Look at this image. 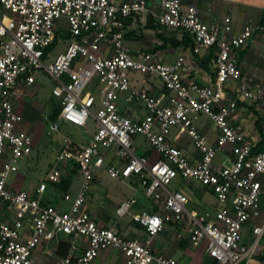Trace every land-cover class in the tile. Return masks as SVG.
Masks as SVG:
<instances>
[{
	"label": "built area",
	"instance_id": "obj_1",
	"mask_svg": "<svg viewBox=\"0 0 264 264\" xmlns=\"http://www.w3.org/2000/svg\"><path fill=\"white\" fill-rule=\"evenodd\" d=\"M141 15L159 29L186 35L194 56L214 51L208 84L190 79L183 56L167 63L157 51L127 46V22ZM257 38V55L264 59V17L234 33L230 17L205 22L197 6L183 0H0V208L6 214L0 264H39L35 253L43 244L55 254L61 243L67 248L58 264H92L108 249L119 251L124 264H180L151 248L167 225H182L190 246H204L209 264H247L264 230L263 220L252 229L254 241L242 244L243 229L264 210V151L253 152L237 113L239 103L264 101V69L255 77L240 67L241 52ZM36 71L51 79L59 101L56 118L46 117L47 136L60 134L65 124L84 130L91 121L96 129L86 143L63 136L45 178L22 189L17 177L8 179L30 158L33 139L22 128L15 92L34 86ZM129 71L143 81L158 80L161 91L132 86ZM119 99L130 113L120 111ZM200 115L214 125L213 141L195 126ZM183 136L191 154L178 144ZM138 137L149 156L137 155ZM218 153L229 165L215 164ZM101 168L123 183L133 180L157 206L134 212L132 187L133 195L115 210L143 227V240L123 236L116 222L99 226L87 209ZM77 171L75 196L62 197L66 207L48 204V190ZM194 186L209 190L216 206L201 213L189 209L185 191Z\"/></svg>",
	"mask_w": 264,
	"mask_h": 264
},
{
	"label": "rangeland",
	"instance_id": "obj_2",
	"mask_svg": "<svg viewBox=\"0 0 264 264\" xmlns=\"http://www.w3.org/2000/svg\"><path fill=\"white\" fill-rule=\"evenodd\" d=\"M243 1L246 3H250L248 6H244ZM223 3L218 2L217 7L218 10L225 14L227 10L234 9L238 12H244L251 10L255 11V9L259 6L260 2L258 0H237V3H229L227 0H223ZM257 2V3H256ZM232 5V6H231ZM154 29V28H153ZM147 31V30H146ZM148 34V35H147ZM140 41L144 40L146 43L147 48H152L153 45L158 46L159 44H162L161 38L157 35V32L153 34V32H146V35L141 34L139 36ZM132 47L133 45L130 44ZM59 51L64 49L63 44H60V46L57 48ZM162 49H167L168 52L171 54V51L174 50L173 56L176 57V54H179L182 52L183 49L176 48L172 43H166L163 45ZM256 55V54H255ZM254 54H250L248 57V60L246 62V65H250V70L252 69L253 75L255 77L261 76V72L264 67V59H261L258 57V55L255 56ZM253 66V67H252ZM248 67L246 66L245 69ZM243 73H245V70H243ZM128 77L130 79L131 85H136L137 82L140 80H143V76L138 72H128ZM34 79L35 84L34 86L28 87L25 90L26 91H20L19 94L16 96L15 101L18 103L16 106L17 108H20L21 115L23 117V124L22 128L24 131L28 132L33 139V152L30 156V158L25 162L19 163V169H18V175L13 173L10 178L8 179L9 182L12 181V179L15 180V177H18V181L22 182V188L28 189V188H35V186L45 178L46 170L48 167V164L53 159L56 151H57V145L58 142L62 140V135L64 132H66V129H62V135L61 134H53L51 136L46 135V117H48L52 110L58 106V99L54 97L51 93V90L53 88V83L51 79L45 75L42 72H35L34 73ZM256 79V78H255ZM258 81V80H254ZM264 102V101H263ZM262 103H259V106H256V104H252L250 107L247 116L248 118H252V120H255V122H258L264 129V108L260 105H264ZM118 104H123V101L121 99L118 100ZM252 111V112H250ZM252 113H254L252 115ZM250 115V116H249ZM256 118V119H255ZM253 123V122H252ZM251 122H247L248 127H252ZM195 126L199 128H205V129H214V125L208 120V118L205 115L198 116L197 119L194 120ZM67 126V125H64ZM96 125L89 121L86 128L84 129V132L82 129L77 130L73 126H68V129L73 131L75 134L76 140L79 142H87L89 141L92 133L95 131ZM256 128V125H255ZM61 133V132H60ZM137 144H140L142 142V139L138 137L136 139ZM146 147V144H144ZM189 149H192V145H189ZM215 164L218 165H229V161L227 160L226 156L223 153H218L214 159ZM22 177V178H21ZM95 182L93 184L91 193L88 195L87 198V209L92 213H97L100 217L101 221L105 224L106 227H110L115 222L117 223V227L119 231L122 233V235L129 237L131 229L129 228L131 223V218L129 214H126L125 216L118 218L115 210L123 201L124 199L129 198L131 195H133L134 191L125 183L121 182L120 180L113 179L106 174L104 171V168L95 170ZM81 180V174L80 172H76L72 177L70 178V187L67 191V193L74 197L79 184ZM48 192L50 193V196L48 197V202L57 205L59 202L62 201V197L64 195V192L61 189L58 190H52L50 189ZM187 195H189V192L185 191ZM137 204L132 207V210L136 209V207L140 205L146 204L149 206L144 196L141 194V191L138 190V193L136 194ZM204 200H206L207 205H215V198L213 195L206 194L204 196ZM57 203V204H56ZM62 207H66V203L61 202ZM199 207L198 204H195ZM210 207V206H209ZM200 209V208H199ZM168 226H165V228ZM167 230V229H166ZM159 233L156 235L153 240L156 242L162 243L163 241V233ZM251 230H246L244 233V239L243 242L250 241L251 238ZM202 246L198 247L201 248ZM115 250V249H114ZM118 251H113L114 256L117 255ZM264 254V232L261 235L260 240L258 241V245L256 249L253 252V256L249 264H261V262L258 260L259 255ZM242 264V263H241Z\"/></svg>",
	"mask_w": 264,
	"mask_h": 264
},
{
	"label": "crops",
	"instance_id": "obj_3",
	"mask_svg": "<svg viewBox=\"0 0 264 264\" xmlns=\"http://www.w3.org/2000/svg\"><path fill=\"white\" fill-rule=\"evenodd\" d=\"M114 1L116 3H119L121 1H126V0H114ZM183 1H184V3H187V4L188 3L195 4L199 10V14H200L201 18L205 22H212V21L221 22L227 16L230 17L234 33H238L242 29L244 24L249 23V22L250 23H257L260 20H262V18L264 17V0H258V2H260V4L255 9V11H253V10H251L250 12L244 11L242 13V12H238L237 10L230 9V10H227L225 14H222L218 10V7H217L218 2H221V4H222L223 0H183ZM227 1L229 3H235V4L237 3V0H227ZM245 1H247V0H245ZM243 3H244L243 4L244 6H248L250 4V3H246L244 1H243ZM146 30L149 32H153V34L157 32V35H158V33L163 34V36H165L167 38L168 37H174L175 40L178 42H180V40H181V36H180L179 32H175V31H171V30H167V29H159V28L156 29V25L153 24L150 17H145V16L141 15V16H136L133 19L128 20V22H127L126 44L131 50H134V51L152 50V48L155 45H153L152 48H147L145 46L146 43L144 42V40L140 41V38H139V36L141 34L146 35V32H147ZM159 38H161V37H159ZM259 43H260V40L258 38L255 39L252 44L248 45L246 51L241 52V54H240V67L243 70H245V74L253 75L252 69L250 70L251 64L246 65V62L249 58L248 56L251 53L254 55L255 54L257 55L259 53L258 52L260 49ZM130 44H132L133 47ZM159 45H161V44H159ZM179 49H183L182 46L181 47L179 46ZM156 51L158 53H160L161 58L167 63H171L176 58H178L179 56H183L185 59V65L190 70V76L189 77H190V79H192L195 82H198L200 84H208L209 81L213 77V74L211 71L212 68L210 67L211 69H205L204 67L200 66V64H198V62L196 61V56L192 55L188 49H183L181 53L176 54V57L173 56V54L175 53L174 50L171 51V53H173L171 55L167 49L160 48V49H157ZM246 66L248 67L247 69H245ZM263 69H264V67H263ZM137 85L142 86L143 89L153 91V92H157V93L160 92L162 89L161 84L156 79H147L146 81L140 80L134 86H137ZM20 91L24 92L26 90H25V88H18L15 92V95L17 96ZM17 104L18 103L15 101V106H18ZM263 104H264V102H263ZM251 106H252V104L247 105L244 103H239L237 118L242 121V124L244 127V132H245V135L247 136V138L251 139L255 143V145H257L260 141V135H259V131L257 128L258 122H255V120H252L253 116H255V115H253L254 113H252V115H253V116H251L252 118H248V116H247V113H248ZM256 106H259V104H256ZM260 106L264 108V105H260ZM118 107H119L120 111L123 113H127V112L130 113L132 110V109L129 110V108L125 104L124 105L118 104ZM16 109L21 113L20 108L16 107ZM250 112H252V111H250ZM138 114L142 115L143 112L140 111ZM247 122H251V123L253 122L252 127H248ZM65 125H67V124H65ZM255 125H256V128H255ZM68 126H70V125H67V126L63 125L62 129H64V130L66 129V132H64V134L70 135L76 140V138L74 137L75 136L74 132L69 130ZM197 128L200 130V132L202 134L207 136L209 141L214 140V138H215L214 129L211 130L210 128L209 129L208 128L207 129L199 128V127H197ZM75 129L80 130L79 128H75ZM82 131L84 132V130H82ZM60 134L61 135L63 134L62 130H61ZM62 136H65V135H62ZM81 143H83V142H81ZM84 143H86V142H84ZM136 144H137V141H136ZM144 144L145 143L143 140L140 144H137V146H138V148L136 150L137 155L149 156L150 152H149L147 146L145 147ZM178 144L187 154L192 153L193 149H189L190 142L188 139H186V137L183 136L179 140ZM17 175H18V173H17ZM125 184H127L132 190H133V188H135L136 194L138 193V190H140L141 194L144 196L142 189L140 187H138L137 184L133 180L127 181V182H125ZM15 185H17L18 188H22V182L18 181V179H17V183ZM187 192H189L188 207H189V209H191L197 213H201L204 210L209 209V208L212 209L213 207L216 206V201H215V205H207L206 200H204V196L206 194L212 195V193L205 188H200L198 186H194ZM50 193L51 192H47L45 201L48 204L53 205L47 201L48 197L50 196ZM144 198L148 203H150V204H148L149 206H147L146 204L140 205V206L136 207V209L133 210L134 212H140V211L150 212V211H154L157 209V206H155L152 202H150L145 196H144ZM195 204H198L199 207L196 206ZM91 215H92L93 219L95 220V222L99 226L106 227L105 224L101 221L100 217L98 216V212L94 213V214L91 213ZM263 220H264V210L262 211L261 219L258 222L249 223L245 226V228L242 231V241L244 239V233L246 230H248V231L251 230V235H252L251 238L252 239L250 241L248 240V242H243L244 245L248 246L254 241L252 229L256 225H261ZM3 221H6V214L0 208V222H3ZM136 224H139V223H136V222L132 223V221H131L130 226H129V228L131 229L130 236L127 238H136V239L143 240L144 235H143L142 229H139L136 226ZM167 226L168 227L164 228V230H163L164 231L163 232L164 238H163L162 243L156 242V240L154 241L153 239L151 240V248L156 254L164 255L167 257H172L173 259L177 260L180 264H209L210 260L205 253L204 246H202L201 248H193L192 246H190L182 225H179V226L167 225ZM263 232H264V230H263ZM64 239H66V238H64ZM62 246H64L65 248H63ZM66 248H67L66 244L61 243V244H59V247L56 250V253L53 254L49 250V246L43 244L36 251L35 259L39 264H58L59 258L66 253ZM61 251H63L64 253L62 254ZM113 251H115V250L114 249H108V250L102 251L101 253H99L98 257H96L93 260L92 264H124V261L120 255L119 251H118L117 255H115V256L113 254ZM251 259H252V257H251ZM251 259H250V261H251ZM249 262L247 264H249ZM245 263H246V259L244 260V262H242V264H245Z\"/></svg>",
	"mask_w": 264,
	"mask_h": 264
},
{
	"label": "trees",
	"instance_id": "obj_4",
	"mask_svg": "<svg viewBox=\"0 0 264 264\" xmlns=\"http://www.w3.org/2000/svg\"><path fill=\"white\" fill-rule=\"evenodd\" d=\"M151 22V21H150ZM156 29H158V26H156ZM158 36L161 37L162 40V44L159 46H154L152 48L151 51H156L157 49H160L163 47V45H165L166 43H172L176 48H178L179 46L183 49H189L191 46V41L189 40V38L186 35H182L181 36V40L180 42L176 41L174 37H165L163 36V34L158 33ZM213 50H210L207 54H204L202 57H198L196 56V61L198 62V64H200V66L204 67L205 69H211L210 68V64L212 62V58H213ZM58 114V107L54 108L51 112V114L49 115L50 119H55L56 116ZM257 128L259 131V135H260V141L257 145H255L253 152H261L264 151V130L263 128L257 123ZM74 173V172H72ZM73 174L68 175L67 177H63L60 184L55 185V187L53 188V191L61 189L64 193H66L70 187V178L72 177ZM135 223V222H132ZM136 226L139 229H142L143 227L140 224H136ZM63 248H65L64 246H62ZM61 253L63 254L64 252L61 251ZM258 260L264 264V254L263 255H259Z\"/></svg>",
	"mask_w": 264,
	"mask_h": 264
}]
</instances>
